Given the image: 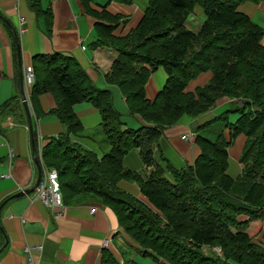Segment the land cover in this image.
Here are the masks:
<instances>
[{"label": "trees", "instance_id": "obj_1", "mask_svg": "<svg viewBox=\"0 0 264 264\" xmlns=\"http://www.w3.org/2000/svg\"><path fill=\"white\" fill-rule=\"evenodd\" d=\"M258 1L146 0L141 21L125 37H113L110 27L96 25L99 44L117 53L105 80L119 89L128 113L144 121L136 130L124 127L111 91L95 88L74 59L53 54L34 62L30 100L49 93L56 105L50 113L64 128L42 151L44 165L57 172L63 202L95 197L113 211L142 254L156 262L264 264V31L238 11L243 3ZM195 7L205 20L193 33L184 23ZM158 67L167 80L150 102L144 85ZM203 74L209 76L207 82L188 91ZM221 97L241 102L215 119L225 122L228 139L221 132L213 139L198 134L197 159L179 170L167 166V178L153 155L163 130L184 115L207 112ZM82 102L101 116L110 149L100 159L70 138L82 130L73 111ZM229 114L238 115L235 122L226 120ZM240 134L246 137L239 158L242 171L232 179L227 149ZM133 148L139 149L145 166L153 167L146 179L122 167ZM121 180L135 182L147 202L118 189ZM100 264L138 263H120L104 251Z\"/></svg>", "mask_w": 264, "mask_h": 264}, {"label": "crops", "instance_id": "obj_2", "mask_svg": "<svg viewBox=\"0 0 264 264\" xmlns=\"http://www.w3.org/2000/svg\"><path fill=\"white\" fill-rule=\"evenodd\" d=\"M146 5V0H132L130 4L116 0H0V264H100L104 251L120 263L156 262L142 254V249L125 235L113 211L95 197L67 199L62 209L46 208L35 198L47 170L52 169L44 165L43 148L64 128L50 113L56 107L53 97L44 93L32 103L34 73L32 79L24 76L26 67L33 71L36 57L60 54L72 58L95 88L111 91L114 109L124 127L139 129L144 121L128 113L119 89L105 80L117 53L99 44L101 36L96 25L110 27L113 37H125L141 21ZM197 8L184 23L193 33L205 20ZM238 11L264 31V0L245 2ZM261 45L264 47V34ZM208 79L207 74L200 75L189 84L188 91L201 87ZM166 80L162 67L150 71L144 85L145 99L153 102ZM233 106L239 108L241 102L221 97L207 112L196 117L184 115L163 130L153 155L167 178L171 179L167 166L179 170L197 159L200 151L194 140L198 134L213 139L221 132L228 139L225 122L215 119ZM73 111L82 130L71 135V140L100 159L110 146L101 131L99 111L86 102L74 105ZM237 117L229 114L226 120L233 123ZM245 141L246 137L240 134L227 149V174L232 179L241 174L239 158ZM34 158L40 165V175ZM122 167L144 179L153 171V167L142 162L138 148L126 153ZM117 187L147 202L135 182L121 180Z\"/></svg>", "mask_w": 264, "mask_h": 264}, {"label": "built area", "instance_id": "obj_3", "mask_svg": "<svg viewBox=\"0 0 264 264\" xmlns=\"http://www.w3.org/2000/svg\"><path fill=\"white\" fill-rule=\"evenodd\" d=\"M24 76L28 79L33 78L31 67H26ZM35 198L38 199L46 208H63V201L58 182V176L55 170H47L44 181L36 189ZM28 248L25 249L28 252Z\"/></svg>", "mask_w": 264, "mask_h": 264}, {"label": "water", "instance_id": "obj_4", "mask_svg": "<svg viewBox=\"0 0 264 264\" xmlns=\"http://www.w3.org/2000/svg\"><path fill=\"white\" fill-rule=\"evenodd\" d=\"M22 103H23V107L25 108V112H26V115H27V120H28V126H29V130H30V133H31V138L33 139V134H32V123H31V118H30V115H29V112H28V109H27V107H26V98H24L23 97V99H22ZM34 164H35V166H36V168H37V171H38V173H39V175H40V172H41V168H40V165H39V163H38V161H37V159L36 158H34Z\"/></svg>", "mask_w": 264, "mask_h": 264}, {"label": "rangeland", "instance_id": "obj_5", "mask_svg": "<svg viewBox=\"0 0 264 264\" xmlns=\"http://www.w3.org/2000/svg\"><path fill=\"white\" fill-rule=\"evenodd\" d=\"M197 9H199V8H197ZM197 11H199L200 13H201V15H203V13H202V11L201 10H197ZM118 106V105H117ZM215 131H217V128H213ZM210 138V137H209ZM260 237H261V235H258L257 237H255L254 238V240H256L257 242H258V240L260 239ZM203 250H204V252H207L208 251V249L207 248H203ZM213 251L215 250V251H218L219 252V250H217V249H212ZM163 261L162 260H158L157 262H154V264H163L162 263Z\"/></svg>", "mask_w": 264, "mask_h": 264}]
</instances>
